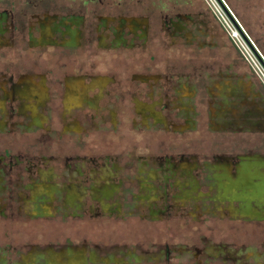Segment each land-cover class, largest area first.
Here are the masks:
<instances>
[{"label":"flooded vegetation","instance_id":"obj_1","mask_svg":"<svg viewBox=\"0 0 264 264\" xmlns=\"http://www.w3.org/2000/svg\"><path fill=\"white\" fill-rule=\"evenodd\" d=\"M0 0V264H264V0ZM231 177H224V171Z\"/></svg>","mask_w":264,"mask_h":264},{"label":"built area","instance_id":"obj_2","mask_svg":"<svg viewBox=\"0 0 264 264\" xmlns=\"http://www.w3.org/2000/svg\"><path fill=\"white\" fill-rule=\"evenodd\" d=\"M205 2L209 6V8L212 10L217 20H219L224 25V27L226 28L232 40L234 42H237L238 36L236 34L235 27L228 24L219 1L218 0H205Z\"/></svg>","mask_w":264,"mask_h":264},{"label":"rangeland","instance_id":"obj_3","mask_svg":"<svg viewBox=\"0 0 264 264\" xmlns=\"http://www.w3.org/2000/svg\"><path fill=\"white\" fill-rule=\"evenodd\" d=\"M224 177H231V174L229 171H224Z\"/></svg>","mask_w":264,"mask_h":264}]
</instances>
